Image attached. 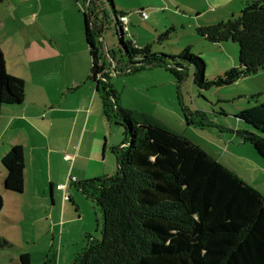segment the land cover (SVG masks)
I'll use <instances>...</instances> for the list:
<instances>
[{
	"label": "trees",
	"instance_id": "16d2710c",
	"mask_svg": "<svg viewBox=\"0 0 264 264\" xmlns=\"http://www.w3.org/2000/svg\"><path fill=\"white\" fill-rule=\"evenodd\" d=\"M105 1L118 20L117 35L130 62L127 74L162 66L180 84L191 70L193 84L209 90L264 71V0H245L237 17L196 29L210 43L239 45L238 65L211 81L205 76V61L191 54L190 48L167 55L154 52L151 45L139 48L126 40L119 22L125 14L116 10L113 0ZM100 15L97 0H91L89 14L83 13L92 60L88 80L103 90L104 117L124 127L125 140L123 148L115 149L116 175L77 184L101 207L104 233L102 240L89 236L86 251L72 264H264V197L200 146L136 118L120 105L99 41L105 26ZM171 31L162 33L158 41H167ZM108 56L114 63L115 57L110 52ZM18 103L0 47V109ZM237 118L259 132L244 133L241 140L264 160V102L242 110ZM14 159L15 151L3 158L8 170ZM3 208L0 195V214ZM5 246L7 242L0 239V247ZM50 256L44 264H57ZM21 264H30L29 255L21 257Z\"/></svg>",
	"mask_w": 264,
	"mask_h": 264
},
{
	"label": "rangeland",
	"instance_id": "374dc122",
	"mask_svg": "<svg viewBox=\"0 0 264 264\" xmlns=\"http://www.w3.org/2000/svg\"><path fill=\"white\" fill-rule=\"evenodd\" d=\"M79 1L80 6L79 4L77 6L84 13L87 10V2ZM50 2L54 1H0V47L5 55L9 76L12 77L20 71L24 72L21 62L26 64L25 47L30 41H38L43 31L59 33L66 29L62 9L59 6L55 8L54 5L49 7ZM97 3L102 10V19L105 20V28L99 36V41L107 67L110 69L109 82L117 92L120 105L131 110L136 118H144L200 146L264 197V160L250 143L241 140V135L244 133L259 135V132L237 118L242 110L264 102V71L243 78L235 84L212 87L209 90L199 89L193 84L191 70H188L180 84L162 66L127 74L130 62L121 48L112 11L105 0H97ZM245 6V0H241L235 6V17ZM103 11L107 14L106 18ZM82 12L81 14L79 10L76 12L80 15V23L83 18ZM46 14H51L53 20L44 21ZM73 16L76 20V15ZM227 20L229 19L222 21ZM130 29L131 33L136 28L130 27ZM61 38H65L64 41L67 40L68 43L73 44L72 46L78 45L81 48L85 46L83 34L78 38L68 35ZM125 38L130 40L129 32L125 34ZM176 38L174 37L173 40ZM224 46V52L227 51L233 60V64L229 63L224 67L217 66L210 59L208 54L210 47L206 50L198 46L191 48V54L205 61V76L209 81L238 65L239 45L230 41ZM164 49L169 52L172 48L168 45L166 48L159 46L160 51L155 52L165 53ZM108 52L115 57L114 64L118 66V71L114 70ZM169 53L165 54L172 55ZM99 93L103 95V90L101 89ZM109 125L114 130L120 128L118 132L121 141H124V127L110 123ZM53 143L54 140L47 142L34 154L37 161L30 174L33 178L27 181L26 192L17 194L20 202L14 203L12 202L14 198L5 196L6 203L0 214V239L6 241L8 246L0 247V264H21L23 255H29L30 264H44L49 253L50 258H55L57 264H72L86 251L89 236L95 240L103 238L104 218L101 207L91 195L79 191L77 184L72 187L74 194L70 192L74 200L67 202L66 209L58 201L56 205L58 209L53 213V217L50 214L49 188L46 190L45 199L38 196L34 186L42 183L50 173L48 164L53 159L55 161H53V169L61 167L56 153L63 143L61 139L58 143ZM112 158L114 160L112 176H114L118 172V164L116 155ZM73 178L78 179V176H72L70 179L72 182ZM35 180L38 182L36 183ZM72 184H75V181ZM43 202L47 207L43 208ZM45 208L46 213L41 210ZM43 217L45 219H40Z\"/></svg>",
	"mask_w": 264,
	"mask_h": 264
},
{
	"label": "crops",
	"instance_id": "0c3cea01",
	"mask_svg": "<svg viewBox=\"0 0 264 264\" xmlns=\"http://www.w3.org/2000/svg\"><path fill=\"white\" fill-rule=\"evenodd\" d=\"M53 1L49 7L54 5L55 8L59 6L62 9L66 29L59 33L43 31L38 41L32 40L26 45V64L21 62L24 72L15 73L12 77L8 75L9 87L18 97L19 103L0 109V195L4 199V206L5 196L14 198V203L20 202L17 194L26 192V183L33 178L30 174L37 161L34 154L41 146L51 140L56 144L61 139L63 143L56 153L61 167L54 170L55 161L52 159L48 164L50 173L42 183L34 186L38 196L44 199L49 188L52 217L58 209V201L66 209L68 199L74 200L71 197V194H74V185L83 180L111 177L115 149L124 147V141H121L118 132L120 128L114 130L108 122L106 123L103 100L97 84L88 80L92 60L85 38L84 16L80 23V15L76 13L77 10L80 14L82 12L77 6H80V1ZM113 1L116 10L129 17V41L135 46L142 48L151 45L155 52L159 46L166 48L168 45L172 48L169 51L171 53L166 49L163 52L172 55H177L186 48L193 49L195 46L202 50L210 47L208 54L217 66L233 64L232 56L230 58L227 51L225 53L223 50L228 42L210 43L200 37L196 29L235 17L234 8L241 0ZM142 12L147 14L146 19L143 18ZM73 14L76 15V20ZM52 20L51 14H46L44 21ZM130 27L136 29L130 33ZM168 30L172 31L169 39L164 41L166 43L156 40ZM82 34L85 39V46L82 48L78 45L72 46L67 40L64 41L65 38H61L64 35L78 38ZM174 37L177 38L173 40ZM10 151H15V159L12 168L8 170L3 164V158ZM66 155L72 156L73 159L65 160ZM75 175L78 179L72 184L74 181L70 179ZM60 185H63L64 189H59ZM44 207H47L46 203ZM41 210L46 213L47 209ZM44 217L40 219H45Z\"/></svg>",
	"mask_w": 264,
	"mask_h": 264
},
{
	"label": "built area",
	"instance_id": "2783aa9c",
	"mask_svg": "<svg viewBox=\"0 0 264 264\" xmlns=\"http://www.w3.org/2000/svg\"><path fill=\"white\" fill-rule=\"evenodd\" d=\"M141 14H142L143 18H145V19L147 18V14L145 12H142ZM119 22L121 23V28H122L124 34L128 33L129 17L127 15H124V16L119 18ZM113 68H115V64L114 63H113ZM99 77H102V74H100ZM64 159L67 160V161H71L73 159V157L70 156V155H66L64 157ZM73 181H76V179L73 178ZM58 188L59 189H64V186L60 185V186H58Z\"/></svg>",
	"mask_w": 264,
	"mask_h": 264
},
{
	"label": "water",
	"instance_id": "95a60500",
	"mask_svg": "<svg viewBox=\"0 0 264 264\" xmlns=\"http://www.w3.org/2000/svg\"><path fill=\"white\" fill-rule=\"evenodd\" d=\"M90 7H91V0H89L88 3H87V14H89V9H90ZM114 19H115V22L118 21L116 18H114ZM119 34H120V33H119ZM109 60H111V59H109Z\"/></svg>",
	"mask_w": 264,
	"mask_h": 264
},
{
	"label": "flooded vegetation",
	"instance_id": "af4514ba",
	"mask_svg": "<svg viewBox=\"0 0 264 264\" xmlns=\"http://www.w3.org/2000/svg\"><path fill=\"white\" fill-rule=\"evenodd\" d=\"M100 19H102V15H100V17H99Z\"/></svg>",
	"mask_w": 264,
	"mask_h": 264
}]
</instances>
